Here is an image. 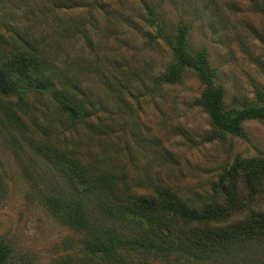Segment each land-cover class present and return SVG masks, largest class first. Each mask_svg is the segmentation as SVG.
I'll return each instance as SVG.
<instances>
[{
  "label": "rangeland",
  "instance_id": "obj_1",
  "mask_svg": "<svg viewBox=\"0 0 264 264\" xmlns=\"http://www.w3.org/2000/svg\"><path fill=\"white\" fill-rule=\"evenodd\" d=\"M55 1L0 0V34L19 45L35 37L31 42L45 47L49 71L55 57L63 74L79 79L78 96L89 114L77 122L60 114L50 91L26 96L32 114L60 141L86 146L89 161L122 169L131 182L170 178L202 195L221 165L237 154L264 156L263 118L248 119L243 136L223 132L208 140L211 123L197 102L202 89L198 78L188 72L176 83H156L170 56L162 39L151 40L147 34L154 35L156 25L146 21L140 0H83L84 6L60 10L58 16L77 17L88 28L93 45L79 33L77 39L61 34ZM148 1L168 33L178 24H189L187 46L193 52L205 49L217 69L215 81L224 86L226 104H264V12L256 0ZM4 128L0 121V234L16 252L51 263L55 254L79 248L80 233L45 203L51 163L34 152L17 128L13 130L24 148ZM262 256L264 252L257 259ZM182 264L206 263L188 259Z\"/></svg>",
  "mask_w": 264,
  "mask_h": 264
},
{
  "label": "trees",
  "instance_id": "obj_2",
  "mask_svg": "<svg viewBox=\"0 0 264 264\" xmlns=\"http://www.w3.org/2000/svg\"><path fill=\"white\" fill-rule=\"evenodd\" d=\"M140 1L146 8V21L156 25V33L147 34L151 40L153 36L162 39L170 56L165 71L155 76L156 83H176L188 72L198 78L202 89L197 102L211 123L206 139L223 132L243 136L248 119H264V104H226L224 86L215 81L217 69L209 63L205 49L193 52L187 46L188 23L168 33L154 5ZM254 4L264 12V0ZM84 5L83 0H56L53 10L61 34H72L73 39L79 33L92 44V35L77 17L58 16L60 10L64 13ZM31 38L35 41L27 39L19 45L0 34V114L8 123L3 116L0 121L5 130L11 129L13 143L25 147L13 130L17 128L34 152L51 163V192L45 195V203L54 216L80 233L81 245L76 252L57 253L51 263H43L16 252L13 243L0 234V264H73L71 257L77 264H182L188 259L206 264H259L263 260L264 256L257 259L264 252L263 155L237 154L222 164L206 195L188 192L170 178L131 182L122 169L89 161L86 146L60 141L26 106L29 91H50L51 103L72 122L89 114L78 96L79 79L63 74V65H56L55 57L49 71L48 56L42 52L45 47Z\"/></svg>",
  "mask_w": 264,
  "mask_h": 264
}]
</instances>
